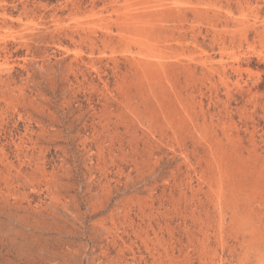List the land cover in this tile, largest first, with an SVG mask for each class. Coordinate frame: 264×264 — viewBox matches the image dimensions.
I'll list each match as a JSON object with an SVG mask.
<instances>
[{
    "label": "rangeland",
    "instance_id": "1",
    "mask_svg": "<svg viewBox=\"0 0 264 264\" xmlns=\"http://www.w3.org/2000/svg\"><path fill=\"white\" fill-rule=\"evenodd\" d=\"M92 1L0 0V264H264V0L153 12L158 50Z\"/></svg>",
    "mask_w": 264,
    "mask_h": 264
},
{
    "label": "bare ground",
    "instance_id": "2",
    "mask_svg": "<svg viewBox=\"0 0 264 264\" xmlns=\"http://www.w3.org/2000/svg\"><path fill=\"white\" fill-rule=\"evenodd\" d=\"M28 1V0H27ZM71 1V0H70ZM84 1V0H83ZM94 1V0H93ZM92 1V2H93ZM106 1V0H105ZM119 0H112L111 1V8H112V12H114L116 15L115 16H117V19H119V20H117L118 22L117 23H119V25H121V27H120V31H128V29L130 30H133L135 33H137V34H139L140 35V39L138 40V43H139V45H140V47L141 48H148V47H150V46H153V48L156 46V47H159L164 41H166V39H163V38H161L160 36H158L157 35V33H158V31H159V28H161V27H159V20H157V19H154L151 15H152V13L153 12H156V11H161V12H164L165 10H168V9H175V8H179V7H183V6H187L189 9H190V7L188 6V5H186V3H188V2H185V0H123V2L124 3H122V4H120L119 2H118ZM218 1V0H217ZM227 1V0H226ZM241 1V0H240ZM244 1V0H243ZM263 1V0H262ZM74 2V1H73ZM78 2V1H77ZM90 2V1H89ZM91 2V3H92ZM228 2V1H227ZM233 2V1H232ZM238 2V1H237ZM257 2H259V1H257ZM90 3V4H91ZM99 3V2H98ZM193 3V2H192ZM191 3V4H192ZM210 3V2H209ZM208 3V4H209ZM224 3V2H223ZM229 3V2H228ZM234 3V2H233ZM233 3H231V4H233ZM241 3H242V1H241ZM251 3V2H250ZM90 4H89V6H90ZM105 4V3H104ZM110 4V3H109ZM207 4V5H208ZM81 5V7H82V3L80 4ZM94 5V4H93ZM92 5V6H93ZM98 5V4H97ZM214 5V4H213ZM226 5V4H225ZM236 5V4H235ZM234 5V6H235ZM248 5H250V4H248ZM198 5H196V6H194V9L195 10H199L198 9V7H197ZM200 6V5H199ZM247 6V5H246ZM261 6V5H260ZM80 7V8H81ZM95 7V6H94ZM102 7V6H101ZM108 7V6H107ZM206 7V6H205ZM210 6L208 5V8H209ZM227 7V6H226ZM231 7V6H230ZM237 7H239L238 6V4H237ZM251 7H252V5H251ZM23 8V7H22ZM25 8V7H24ZM79 8V7H78ZM91 8V10H92V7H90ZM106 8V7H105ZM193 8V7H192ZM213 8V7H212ZM217 8H219V7H217ZM233 8H235V7H233ZM232 8V9H233ZM71 9V8H70ZM72 9H73V7H72ZM84 9H86V7L84 8ZM83 9V10H84ZM99 9V8H98ZM200 9H202V8H200ZM222 9V8H221ZM220 9V10H221ZM223 9H225V8H223ZM228 9V8H227ZM231 9V8H230ZM231 9V10H232ZM242 9V8H241ZM250 9V8H249ZM43 10V9H42ZM74 10V9H73ZM80 10V9H79ZM94 10V9H93ZM100 10H101V8H100ZM106 10V9H105ZM121 10H125L122 14H126V16L124 15L123 17H121V19H120V16H121ZM176 10V9H175ZM210 10H212V9H210ZM218 10V9H217ZM226 10V9H225ZM252 10H253V8H252ZM251 10V11H252ZM97 11V10H96ZM99 11V10H98ZM185 11V10H184ZM187 11H189V10H187ZM201 11V10H200ZM214 11H215V9H214ZM227 11V10H226ZM234 11V10H233ZM239 11V10H238ZM248 11V10H247ZM250 11V12H251ZM262 11V10H261ZM27 12V11H26ZM30 12V11H29ZM83 12V11H82ZM95 12V11H94ZM106 12H107V10H106ZM110 12V11H109ZM165 12H167V11H165ZM168 12H169V10H168ZM177 12V11H176ZM186 12V11H185ZM190 12H192V11H190ZM199 12V11H198ZM204 12H206V11H204ZM211 12V11H210ZM213 12V11H212ZM217 12V11H216ZM225 12V11H224ZM229 12V11H228ZM236 12H237V10H236ZM249 12V11H248ZM256 12H258V11H256ZM255 12V13H256ZM260 12V11H259ZM80 13V12H79ZM101 13V12H100ZM171 13H172V11H171ZM196 13V12H195ZM221 13V12H220ZM238 13H242V12H238ZM246 13V12H245ZM260 13H262V12H260ZM259 13V14H260ZM73 14V16H74V14L75 13H72ZM167 14V13H166ZM174 14V13H173ZM181 14V13H180ZM179 14V15H180ZM199 14V13H198ZM206 14H208L207 12H206ZM216 14H218V13H216ZM225 14V13H224ZM227 14V13H226ZM229 14H230V12H229ZM232 14V13H231ZM244 13H242V15H243ZM248 14V13H247ZM80 15V14H79ZM86 15V14H85ZM107 15V14H106ZM111 15V14H110ZM109 15V16H110ZM114 15V14H113ZM172 14H169V16H171ZM183 15V14H182ZM203 15H205V14H203ZM219 15H222V14H219ZM242 15H241V17H242ZM251 15V14H250ZM76 16V15H75ZM84 16V15H83ZM173 16V15H172ZM199 16V15H198ZM208 16V15H207ZM209 16H210V14H209ZM208 16V17H209ZM213 16V15H212ZM217 16V15H216ZM233 16V15H232ZM257 16H258V13H257ZM78 17V16H77ZM84 17H86V16H84ZM100 17L101 16H95V15H92V19L93 20H89V21H94V20H96L95 18H97V19H100ZM107 17V16H106ZM111 17V16H110ZM109 17V18H110ZM163 17H165L166 18V16H162V18ZM168 17V16H167ZM177 17H178V15H177ZM176 17V18H177ZM182 17V16H181ZM187 17V16H186ZM213 17H215V16H213ZM223 17H224V15H223ZM223 17H222V19H223ZM225 17H227V16H225ZM236 17H238L239 18V16H236ZM235 17V18H236ZM241 17H240V19H241ZM254 17V16H253ZM54 18V17H53ZM156 18V17H155ZM164 18V19H165ZM198 18H201L200 16L199 17H197V18H195V19H198ZM204 18H206L205 16H204ZM229 18H231L230 16H229ZM228 18V21L230 20ZM232 18H234V17H232ZM237 18V19H238ZM258 18V17H257ZM78 19V18H77ZM105 19V18H104ZM170 19V18H169ZM184 19V18H183ZM221 19V20H222ZM236 19V20H237ZM245 18H243V20H244ZM59 20V19H58ZM70 20V19H69ZM73 20V19H72ZM74 20H76L75 18H74ZM80 20V19H79ZM103 20V19H102ZM185 20V19H184ZM183 20V21H184ZM189 20V19H188ZM224 20H226V19H223V22H224ZM242 20V19H241ZM246 20V19H245ZM256 20V19H255ZM4 21H6V20H4ZM85 21H88V20H85ZM106 21V20H105ZM173 21V20H172ZM179 21V20H178ZM181 21V20H180ZM204 21V20H203ZM202 21V22H203ZM215 21V20H214ZM247 21V20H246ZM58 22H60V21H58ZM75 22V21H74ZM97 22V21H96ZM109 22V21H108ZM111 22V21H110ZM114 22V21H113ZM116 22V21H115ZM163 22V21H162ZM164 22H166V21H164ZM170 22V21H169ZM176 22V21H175ZM185 22H187V21H185ZM191 22V21H190ZM193 22V21H192ZM196 22V21H195ZM217 22H218V20H217ZM222 22V23H223ZM233 22V21H232ZM257 22H259V21H257ZM61 23V22H60ZM80 23H81V21H80ZM85 23V22H84ZM167 23V22H166ZM165 23V24H166ZM199 23V22H198ZM198 23L197 24H195V25H197L198 26ZM221 23V24H222ZM225 23V22H224ZM239 23V22H238ZM249 23H251V27H253L254 26V23L253 22H249ZM253 23V24H252ZM256 23V22H255ZM71 24V23H70ZM77 24V23H76ZM86 24V23H85ZM104 24V23H103ZM112 24V23H111ZM115 24V23H114ZM169 24V23H168ZM220 24V23H219ZM233 24V23H232ZM231 24V25H232ZM247 24V23H246ZM7 24H5V26H6ZM61 25H62V23H61ZM65 24H63V26H64ZM91 25V24H90ZM98 25V24H97ZM125 27V29L123 30V26ZM163 25V24H162ZM179 26H180V24H178ZM193 25V24H192ZM206 25V24H205ZM204 25V26H205ZM212 25V24H211ZM225 24H223L222 26H224ZM230 25V24H229ZM228 25V26H229ZM260 25H262V24H260ZM3 26V25H2ZM66 26V25H65ZM92 26V25H91ZM163 26H165V25H163ZM171 26V25H170ZM173 26V25H172ZM184 26H185V24H184ZM213 26V25H212ZM211 26V27H212ZM215 26H216V22H215V24H214V29H215ZM243 26V25H242ZM241 26V27H242ZM244 26H245V24H244ZM247 26H250V24L249 25H247ZM72 27V26H71ZM70 27V28H71ZM76 27H77V25H76ZM107 26H105V28H106ZM166 27V26H165ZM176 27V26H175ZM181 27V26H180ZM193 27V26H192ZM205 27H207V26H205ZM209 27V26H208ZM262 27V26H261ZM9 28V27H8ZM93 28V27H92ZM110 28V27H109ZM198 28V27H197ZM229 28V27H228ZM230 28H231V26H230ZM230 28H229V30H230ZM240 28V27H239ZM254 28V27H253ZM259 28V27H258ZM257 28V29H258ZM263 28V27H262ZM65 29H67V28H65ZM68 29H69V27H68ZM75 29V28H74ZM96 29V28H95ZM98 29V28H97ZM96 29V30H97ZM102 29H104V28H102ZM112 29V28H111ZM162 29V28H161ZM169 29V28H168ZM202 29V28H201ZM207 29V28H206ZM218 29V28H217ZM217 29H215V31L217 30ZM223 29V28H222ZM224 29L225 30H227L225 27H224ZM238 29V28H237ZM244 29V28H243ZM251 30H249V31H252V28H250ZM255 29V28H254ZM76 30H77V28H76ZM92 30V29H91ZM94 30V29H93ZM116 30V29H115ZM172 30V29H171ZM212 30V32H213V29H211ZM228 30V31H229ZM236 30V29H235ZM65 31V30H64ZM67 31V30H66ZM74 31V30H73ZM97 31H99V30H97ZM119 31V32H120ZM193 31V30H192ZM222 31V30H221ZM241 31V30H240ZM245 31H247V30H245ZM259 31H261V30H259ZM263 31V30H262ZM133 32V33H134ZM175 32V31H174ZM183 32V31H182ZM188 32V31H187ZM199 32V31H198ZM236 32V31H235ZM237 32H239V31H237ZM248 32V31H247ZM66 33V32H65ZM74 33V32H73ZM82 33V32H81ZM91 33V32H90ZM89 33V34H90ZM92 33H94L93 31H92ZM99 33H100V31H99ZM171 33H173V32H171ZM190 33V32H189ZM211 33V32H210ZM223 33V32H222ZM244 33V32H243ZM264 33V32H263ZM72 34V33H71ZM76 34V33H75ZM103 34V33H102ZM105 34V33H104ZM113 34V33H112ZM118 34V33H117ZM197 34V33H196ZM195 34V35H196ZM205 34V33H204ZM213 34V33H212ZM215 34V33H214ZM236 34V33H235ZM245 34H246V32H245ZM249 34V33H248ZM256 34V33H255ZM11 35V34H10ZM64 35V34H63ZM78 35V34H77ZM83 35V34H82ZM92 35V34H91ZM114 35V34H113ZM120 35H121V33L118 35L119 37H120ZM125 35V34H124ZM177 35H178V33H177ZM199 35V34H198ZM210 35V34H209ZM220 35V34H219ZM244 35V34H243ZM260 35V34H259ZM259 35L257 34V37H259ZM264 35V34H263ZM93 36H95V35H93ZM100 36H101V34H100ZM105 36H107V35H105ZM122 36H123V34H122ZM129 36V35H128ZM131 36V35H130ZM129 36V37H130ZM158 36V37H157ZM180 36V35H179ZM212 36H214V35H212ZM217 36V35H216ZM223 36V35H222ZM240 36V35H239ZM159 37H160V39H159ZM191 37H192V35H191ZM205 37V36H204ZM217 37H219V36H217ZM228 37V36H227ZM235 37V36H234ZM238 37V36H237ZM243 37V36H242ZM101 38V37H100ZM125 38H127V37H125ZM189 38V37H188ZM206 38H208V37H206ZM214 38V37H213ZM226 38V37H225ZM241 38V37H240ZM244 38H246V37H244ZM106 39H108V38H106ZM130 39V38H129ZM138 39V38H137ZM169 39H171V38H169ZM169 39H167V41H170ZM233 39V38H232ZM237 39V38H236ZM262 39H264V38H262ZM82 40V39H81ZM87 40V39H86ZM100 40V39H99ZM122 40V39H121ZM174 40V39H173ZM183 40V39H182ZM210 40V39H209ZM246 40V39H245ZM255 40V39H254ZM256 40H258V39H256ZM98 41V40H97ZM96 41V42H97ZM110 41V39L108 40V41H106V42H109ZM113 41V40H112ZM111 41V42H112ZM120 41V40H119ZM130 40H128V42H129ZM136 41V40H135ZM197 41V40H196ZM211 41V40H210ZM212 41H214L213 39H212ZM226 41V40H225ZM231 41V40H230ZM233 41V40H232ZM5 42H7V41H5ZM75 42V41H74ZM78 42V41H77ZM80 42V41H79ZM83 42H84V40H83ZM86 42V41H85ZM126 42V41H125ZM134 42V41H133ZM172 42V41H171ZM222 42V41H221ZM235 42V41H234ZM242 42V41H241ZM240 42V43H241ZM243 42H245V41H243ZM260 42V41H259ZM264 42V41H263ZM98 43V42H97ZM105 43V42H104ZM118 43V42H117ZM127 43V42H126ZM130 43V42H129ZM137 43V42H136ZM137 43V44H138ZM181 43V42H180ZM208 43V42H207ZM210 43V42H209ZM208 43V44H209ZM223 43V42H222ZM261 43V42H260ZM259 43V44H260ZM90 44V43H89ZM114 44V43H113ZM112 44V45H113ZM137 44H134V45H137ZM206 44V43H205ZM226 44V43H225ZM235 44V43H234ZM256 44V43H255ZM263 44V43H262ZM2 45V44H1ZM105 45H107L106 43H105ZM125 45V44H124ZM185 45V44H184ZM191 45V44H190ZM244 45V44H243ZM247 45H249V44H247ZM264 45V44H263ZM5 46V45H4ZM88 46V45H87ZM170 46V45H169ZM186 46H187V44H186ZM193 46V45H192ZM223 46V45H222ZM94 47V46H93ZM106 47V46H105ZM131 47V46H130ZM168 47V46H167ZM166 47V48H167ZM177 47H178V45H177ZM188 47V46H187ZM217 47V46H216ZM225 47V46H224ZM253 47V46H252ZM64 48V47H63ZM138 48V47H137ZM163 48H164V46H163ZM218 48V47H217ZM220 48V47H219ZM230 48V47H229ZM241 48V47H240ZM91 49V48H90ZM101 49H102V47H101ZM129 49V48H128ZM154 49H157V48H154ZM194 49V48H193ZM197 49V48H196ZM209 49V48H208ZM233 49V48H232ZM236 49V48H235ZM264 49V48H263ZM68 50V49H67ZM158 50V49H157ZM165 50V49H164ZM180 50V49H179ZM183 50V49H182ZM186 50V49H185ZM192 50V49H191ZM198 50V49H197ZM228 50V49H227ZM249 50V49H248ZM126 51V50H125ZM143 51V50H142ZM145 51V50H144ZM166 51V50H165ZM171 51V50H170ZM194 51V50H193ZM196 51V50H195ZM240 51V50H239ZM238 51V52H239ZM251 51V50H250ZM130 52V51H129ZM182 52V51H181ZM180 52V53H181ZM3 53V52H2ZM90 53V52H89ZM101 53V52H100ZM149 53V52H148ZM154 53V52H153ZM157 53H159V52H157ZM173 53V52H172ZM184 53V52H183ZM193 53V52H192ZM192 53H190V54H192ZM197 53V52H196ZM14 54V53H13ZM77 54V53H76ZM178 54H179V52H178ZM229 53H227V55H228ZM144 55H145V53H144ZM151 55V54H150ZM185 55V54H184ZM205 55H207L206 53H205ZM210 55V54H209ZM208 55V56H209ZM221 55H223V54H221ZM161 56V55H160ZM190 56V55H189ZM192 56V55H191ZM193 56H194V54H193ZM220 56V55H219ZM78 57V56H77ZM80 57H81V55H80ZM89 57V56H88ZM141 57H142V55H141ZM155 57V56H154ZM213 57V56H212ZM236 57V56H235ZM240 57V56H239ZM184 58V57H183ZM192 58V57H191ZM196 58V57H195ZM209 58V57H208ZM207 58V59H208ZM77 59V58H76ZM168 59V58H167ZM181 59V58H180ZM185 59V58H184ZM83 60V59H82ZM99 60V59H98ZM179 60V59H178ZM193 60V59H192ZM237 60V59H236ZM89 61V60H88ZM136 61V60H135ZM174 61V60H173ZM207 61V60H206ZM219 61V60H218ZM188 62V61H187ZM234 62V61H233ZM233 62H232V64H233ZM189 63V62H188ZM78 64V63H77ZM142 64V63H141ZM158 64V63H157ZM194 64V63H193ZM196 64V63H195ZM201 64V63H200ZM117 65V64H116ZM132 65V64H131ZM185 66V65H184ZM193 66V65H192ZM206 66V65H205ZM205 66H204V68H205ZM220 67H222V66H219L218 68H220ZM171 68V67H170ZM175 68V67H174ZM215 68V67H214ZM164 69V68H163ZM206 69V68H205ZM229 69V68H228ZM181 70V69H180ZM200 70V69H199ZM202 70H204V69H202ZM217 70V69H216ZM159 71H160V69H159ZM189 71V70H188ZM191 71V70H190ZM207 71H208V69H207ZM206 71V72H207ZM212 71V70H211ZM214 71V70H213ZM166 72V71H165ZM210 72V71H209ZM208 72V73H209ZM153 73V72H152ZM161 73V72H160ZM168 73V72H167ZM201 73V72H200ZM155 74V73H154ZM190 74V73H189ZM214 74V73H213ZM212 74V75H213ZM223 74V73H222ZM164 75V74H163ZM172 75V74H171ZM2 76V75H1ZM203 76V75H202ZM209 76V75H208ZM211 76V75H210ZM155 77V76H154ZM170 77V76H169ZM218 77V76H217ZM223 77V76H222ZM227 78V77H226ZM164 79V78H163ZM162 79V80H163ZM175 79V78H174ZM206 79V78H205ZM210 80V79H209ZM160 81H161V79H160ZM151 82H153V81H151ZM156 82V81H155ZM158 83V82H157ZM153 84V83H152ZM160 84V83H159ZM174 84V83H173ZM167 85V84H166ZM139 86V85H138ZM178 86V85H177ZM172 88V87H171ZM173 88H175V87H173ZM139 89V88H138ZM143 89V88H142ZM152 89V88H151ZM170 89V88H169ZM176 90V89H175ZM244 90V89H243ZM153 91V90H152ZM170 91V90H169ZM182 91V90H181ZM150 93V92H149ZM153 93H155V92H153ZM177 93V92H176ZM188 93V92H187ZM166 94V93H165ZM172 94V93H171ZM250 94V93H249ZM138 95V94H137ZM150 95V94H149ZM167 95V94H166ZM179 95V94H178ZM175 96V95H174ZM187 96H189V95H187ZM140 97V96H139ZM176 97V96H175ZM174 97V98H175ZM152 98V97H151ZM150 98V99H151ZM188 98V97H187ZM186 98V99H187ZM143 99V98H142ZM176 99V98H175ZM181 99V98H180ZM144 100V99H143ZM169 100V99H168ZM167 100V101H168ZM179 100V99H178ZM151 101V100H150ZM149 101V102H150ZM147 102V101H146ZM170 102H171V100H170ZM175 102V101H174ZM173 102V103H174ZM152 102H150V104H151ZM138 104V103H137ZM142 104V103H141ZM180 106V105H179ZM156 107V106H155ZM188 107V106H187ZM193 107V106H192ZM211 107V106H210ZM145 108V107H144ZM182 108V107H181ZM146 109V108H145ZM162 109V108H161ZM187 109V108H186ZM193 109H194V107H193ZM143 110V109H142ZM147 110V109H146ZM180 110V109H179ZM188 110V109H187ZM178 111V110H177ZM145 112V111H144ZM168 112V111H167ZM182 112V111H181ZM143 113V112H142ZM149 113V112H148ZM141 114V113H140ZM163 114V113H162ZM172 114V113H171ZM183 114V113H182ZM188 114V113H187ZM192 114V113H191ZM197 114V113H196ZM155 115V114H154ZM162 116V115H161ZM182 116V115H181ZM199 116V115H198ZM178 117V116H177ZM197 117V116H196ZM160 118V117H159ZM153 119H154V117H153ZM156 119H158V117L156 118ZM190 119V118H189ZM198 119V118H197ZM171 120H173V119H171ZM171 120H169V121H171ZM194 120V119H193ZM192 120V121H193ZM199 120V119H198ZM176 121V120H175ZM174 121V122H175ZM187 121V120H186ZM168 122V121H167ZM156 123V122H155ZM189 123H190V121H189ZM157 124V123H156ZM140 125V124H139ZM152 125V124H151ZM177 125H179V123L177 124ZM142 126V125H141ZM140 126V127H141ZM157 127V126H156ZM179 127V126H178ZM180 127H182V126H180ZM146 130V129H145ZM151 130V129H150ZM155 130V129H154ZM153 130V131H154ZM157 130V129H156ZM239 132V131H238ZM157 133V132H156ZM161 133V132H160ZM226 134V133H225ZM230 134V133H229ZM250 134V133H249ZM254 134V133H253ZM149 135H150V133H149ZM160 135H162V134H160ZM212 135V134H211ZM213 135H215V134H213ZM246 135H248L247 133H246ZM234 136V135H233ZM225 137V136H224ZM228 137V136H227ZM251 139V138H250ZM249 139V140H250ZM211 140V139H210ZM234 140V139H233ZM242 140V139H241ZM243 140H245V139H243ZM252 140V139H251ZM236 141V140H235ZM235 141H233V142H235ZM253 141V140H252ZM256 141V140H255ZM131 142V141H130ZM182 142V141H181ZM186 142V141H185ZM232 142V141H231ZM244 142V141H243ZM152 143V142H151ZM215 143V142H214ZM111 144H112V142H111ZM110 144V145H111ZM133 144V143H132ZM208 144V143H207ZM220 143H218V145H219ZM224 144V143H223ZM236 144V143H235ZM242 144V143H241ZM252 144H253V142H252ZM122 145V144H121ZM214 145V144H213ZM218 145H217V147H218ZM231 145H232V143H231ZM234 145V144H233ZM244 145V144H243ZM250 145H251V143H250ZM249 145V146H250ZM254 145V144H253ZM252 145V146H253ZM256 145V144H255ZM182 146V145H181ZM210 146V145H209ZM224 146V145H223ZM238 146V145H237ZM241 146V145H240ZM239 146V147H240ZM246 146V145H245ZM249 146H247V147H249ZM257 146V145H256ZM115 147V146H114ZM156 147V146H155ZM186 147V146H185ZM214 147V146H213ZM216 147V148H217ZM228 147V146H227ZM243 147V146H242ZM218 148H220V147H218ZM225 148V147H224ZM235 148V147H234ZM250 148V147H249ZM254 148V147H253ZM134 149V148H133ZM226 149V148H225ZM233 149V148H232ZM232 149H231V151H232ZM236 149V148H235ZM234 149V150H235ZM258 149V148H257ZM256 149V150H257ZM147 150V149H146ZM145 150V151H146ZM249 150V149H248ZM251 150V149H250ZM211 151V150H210ZM253 151V150H252ZM223 152V151H222ZM233 152V151H232ZM238 152H239V150H238ZM249 152V151H248ZM214 153V152H213ZM218 153V152H217ZM244 153V152H243ZM222 154V153H221ZM225 154H227L226 152H225ZM254 154V153H253ZM222 155H224V154H222ZM232 155V154H231ZM230 155V156H231ZM241 155V154H240ZM215 156V155H214ZM219 156H221V155H219ZM227 156H229L228 154H227ZM250 156V155H249ZM252 156H254V155H252ZM260 156V155H259ZM223 157V156H222ZM224 157H226V156H224ZM232 157H234V156H232ZM236 157H238L237 155H236ZM257 157V156H256ZM218 158V157H217ZM228 158V157H227ZM242 158V157H241ZM233 159V158H232ZM237 159V158H236ZM250 159V158H249ZM260 159V158H259ZM212 160V159H211ZM219 160V159H218ZM217 160V161H218ZM223 160V159H222ZM221 160V158H220V161H222ZM229 160H231L230 158H229ZM229 160H226V162L227 161H229ZM243 160V159H242ZM251 160V159H250ZM213 161H216V159L215 160H213ZM217 161L215 162V164L217 163ZM224 161V160H223ZM237 161V160H236ZM241 161V160H240ZM244 161H246V160H244ZM257 161V160H256ZM225 162V161H224ZM238 162V161H237ZM242 162V161H241ZM252 162H253V159H252ZM212 163V162H211ZM233 163V162H232ZM221 164V163H220ZM226 164V163H225ZM228 164H229V162H228ZM227 164V165H228ZM252 164V163H251ZM257 164V163H256ZM259 164V163H258ZM257 164V165H258ZM226 165V166H227ZM230 165V164H229ZM231 165H233V164H231ZM235 165V164H234ZM246 165V164H245ZM245 165H243V166H245ZM219 166V165H218ZM222 166V165H221ZM238 166H239V164H238ZM242 166V165H241ZM240 166V167H241ZM260 166V165H259ZM215 167V166H214ZM222 167H224V165L222 166ZM228 167H230V166H227L226 168H228ZM246 167V166H245ZM250 167V166H249ZM252 167H254V166H252ZM256 167V166H255ZM235 168H236V166H235ZM235 168L233 169L234 171H235ZM239 168V167H238ZM239 169H242V168H239ZM262 169H264V168H262ZM225 170V169H224ZM232 170V169H231ZM244 170H246L245 168H244ZM253 170H256V169H253ZM258 170V169H257ZM256 170V171H257ZM218 171V170H217ZM223 171V170H222ZM228 171H229V169H228ZM233 171V173L235 174V172ZM243 171V170H242ZM241 171V172H242ZM249 171V170H248ZM251 171V170H250ZM264 171V170H263ZM237 172V171H236ZM244 172V171H243ZM238 173V172H237ZM245 173H247V172H245ZM255 173V172H254ZM263 173V172H262ZM232 174V173H231ZM239 174V173H238ZM253 174V173H252ZM264 174V173H263ZM236 175V174H235ZM238 176H240V175H238ZM254 176V175H253ZM242 177V176H241ZM260 177V176H259ZM258 177V178H259ZM262 177V176H261ZM227 178V177H226ZM236 178V177H235ZM234 178V179H235ZM238 178H240V177H238ZM246 178V177H245ZM255 178V177H254ZM253 178V179H254ZM208 180H209V178H207ZM221 179V178H220ZM223 180H224V176H223V178H222ZM229 179V178H228ZM230 179H232V178H230ZM214 180V179H213ZM216 180V179H215ZM235 180H237V179H235ZM222 181V180H221ZM233 181V180H232ZM238 181V180H237ZM264 181V180H263ZM210 182V181H209ZM214 182V181H213ZM223 182V181H222ZM259 182V181H258ZM240 183V182H239ZM247 183H248V181H247ZM253 183V182H252ZM245 184V183H244ZM254 184V183H253ZM253 184H251V185H253ZM245 185H247V184H245ZM258 185V184H257ZM259 185H261V184H259ZM264 185V184H263ZM262 185V186H263ZM227 186H229L228 184H227ZM250 186V185H249ZM254 186V185H253ZM212 187V186H211ZM210 187V188H211ZM218 187V186H217ZM225 187V186H224ZM251 187V186H250ZM192 188V187H191ZM201 188V187H200ZM222 188V187H221ZM227 188V187H226ZM245 188V187H244ZM259 188H261V187H259ZM222 189H225V188H222ZM240 189V188H239ZM246 189V188H245ZM255 189V188H254ZM193 190V189H192ZM198 190H200V189H198ZM243 190V189H242ZM247 190V189H246ZM258 190V189H257ZM235 193V192H234ZM242 193V192H241ZM224 194H228V192H226V193H223V195ZM237 194V193H236ZM226 195H224V196H226ZM231 195V193H229V196ZM233 196V195H232ZM244 196V195H243ZM217 197V196H216ZM234 197H236L235 195H234ZM231 198V197H230ZM245 200H246V198H245ZM224 201V200H223ZM226 201V200H225ZM229 201V200H228ZM227 202V201H226ZM225 202V203H226ZM230 202V201H229ZM228 202V203H229ZM220 203V202H219ZM235 203V202H234ZM233 203V204H234ZM244 203V202H243ZM175 204V203H174ZM221 204H223V203H221ZM220 204V205H221ZM245 204V203H244ZM224 206H226V205H224ZM227 206H230L229 204L227 205ZM245 206V205H244ZM246 206H247V204H246ZM176 207V206H175ZM222 208V207H221ZM243 208V207H242ZM248 208V207H247ZM224 209V208H223ZM231 209V208H230ZM233 209V208H232ZM231 209V210H232ZM234 210V209H233ZM232 210V211H233ZM238 210V209H237ZM244 209H242V211H243ZM252 210V209H251ZM221 211V210H220ZM231 211V212H232ZM221 212H223V210L221 211ZM246 212V211H245ZM245 212H244V214H245ZM225 212H223V214H224ZM235 213V211H233V213L232 214H234ZM239 213H241L240 211H239ZM243 213V212H242ZM251 213V212H250ZM255 213V212H254ZM254 213H253V215H254ZM238 216V215H237ZM236 216V217H237ZM236 217H234V218H236ZM253 217H255V216H253ZM229 218V217H228ZM240 218V217H239ZM243 218V217H242ZM250 218H251V216H250ZM262 218V217H261ZM227 219V218H226ZM231 219V218H230ZM245 220H246V218H244ZM206 220H208V219H206ZM257 220V219H256ZM256 220H255V222H256ZM229 221V220H228ZM236 221V220H235ZM234 221V222H235ZM238 221V220H237ZM251 221L252 220H250V223H251ZM258 221V220H257ZM223 222V221H222ZM230 222H233V221H230ZM237 223V222H236ZM259 223H261V222H259ZM207 224V223H206ZM227 224V223H226ZM225 224V225H226ZM240 224V223H239ZM249 224V223H248ZM220 225V224H219ZM225 225H223V226H225ZM228 225V224H227ZM247 225V224H246ZM251 225V224H250ZM259 225V224H258ZM258 225L256 226V227H258ZM229 226V225H228ZM228 226H226V227H228ZM232 226V225H231ZM230 226V227H231ZM233 226L235 227L236 226V224L234 225V223H233ZM231 227V228H234V227ZM242 226V225H241ZM260 226V225H259ZM187 227V226H186ZM201 227H203V226H201ZM189 228V227H188ZM206 228V227H205ZM212 228V227H211ZM251 228V227H250ZM252 228H254V227H252ZM187 229V228H186ZM225 229H227V228H225ZM241 229V228H240ZM255 229V228H254ZM193 230V229H192ZM217 230V229H216ZM222 230V229H221ZM231 230V229H230ZM235 230V229H234ZM190 231H191V229H190ZM203 231V230H202ZM207 231V230H206ZM219 231V230H218ZM224 231V230H223ZM237 231V230H236ZM249 231H250V229H249ZM249 231H247V232H249ZM255 231H258V230H255ZM261 231V230H260ZM260 231H258L259 233H260ZM189 232V231H188ZM188 232H186L187 234H188ZM220 232V231H219ZM225 232V231H224ZM230 232H232V230L230 231ZM235 232V231H234ZM233 232V233H234ZM237 232H239V230L237 231ZM257 232V233H258ZM206 233V232H205ZM229 233V232H228ZM246 233V232H245ZM255 233V232H254ZM197 234V233H196ZM221 234V233H220ZM219 234V235H220ZM235 234V233H234ZM191 235V234H190ZM199 235V234H198ZM206 235V234H205ZM212 235V234H211ZM217 235V234H216ZM223 235V234H222ZM236 235H238V234H236ZM245 235V234H244ZM259 235V234H258ZM192 236H194V235H192ZM208 236H209V234H208ZM205 237V236H204ZM236 237V236H235ZM188 238V237H187ZM236 238H238V237H236ZM261 238V237H260ZM197 239V238H196ZM195 239V240H196ZM210 239V238H209ZM256 240H257V242H258V239L256 238ZM189 241V240H188ZM192 241V240H191ZM206 241V240H205ZM209 241V240H208ZM199 242V241H198ZM189 243V242H188ZM239 243V242H238ZM203 244V243H202ZM207 244V243H206ZM185 245H187V244H185ZM194 245V244H193ZM209 246V245H208ZM207 246V247H208ZM188 247V246H187Z\"/></svg>",
    "mask_w": 264,
    "mask_h": 264
}]
</instances>
